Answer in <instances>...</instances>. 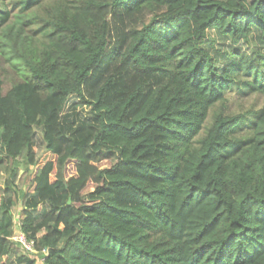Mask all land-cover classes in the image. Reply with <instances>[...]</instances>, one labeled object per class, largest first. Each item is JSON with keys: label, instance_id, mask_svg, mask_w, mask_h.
<instances>
[{"label": "trees", "instance_id": "obj_1", "mask_svg": "<svg viewBox=\"0 0 264 264\" xmlns=\"http://www.w3.org/2000/svg\"><path fill=\"white\" fill-rule=\"evenodd\" d=\"M233 90L264 94V0H0V264H264V106Z\"/></svg>", "mask_w": 264, "mask_h": 264}, {"label": "rangeland", "instance_id": "obj_2", "mask_svg": "<svg viewBox=\"0 0 264 264\" xmlns=\"http://www.w3.org/2000/svg\"><path fill=\"white\" fill-rule=\"evenodd\" d=\"M7 66L8 64H4L3 67L5 70L9 71ZM15 81V78L9 76L6 80L4 89L7 90L12 82ZM75 100L70 98L69 104L71 105ZM226 105L228 107V111L232 113H241L245 112L250 109H259L264 106V94H251V95H244L238 92L237 90H233L229 92L227 95V101ZM218 106L214 109L216 110ZM213 111L210 113L209 118H208V124L211 123V118H212ZM36 131V142H37V160H38V165L35 167V169H32V167L26 168L25 165L22 163L18 165L19 169V174L15 178V186H16V192H17V202L15 206L13 207V212L16 217V231L19 228V220L21 219V213L22 210L24 209V205L26 202V199L30 196H32V190H33V181L32 178L35 175V172L40 168L45 161L47 160H53L55 157L45 148V144L43 142V130L42 127L36 126L35 127ZM111 162L104 160L98 164L100 168H105L110 166ZM14 165L10 166L7 165L6 168H0V185L4 187L6 181L8 179H11L10 175V169ZM76 162L75 161H69L66 164L65 168V176L66 178H70L71 176L75 175L76 170H75ZM94 189V186L92 183H89L86 189L84 190L85 193H88L89 191H92ZM42 207L39 208L41 212ZM34 251L31 256L38 255ZM42 262V261H41Z\"/></svg>", "mask_w": 264, "mask_h": 264}, {"label": "built area", "instance_id": "obj_3", "mask_svg": "<svg viewBox=\"0 0 264 264\" xmlns=\"http://www.w3.org/2000/svg\"><path fill=\"white\" fill-rule=\"evenodd\" d=\"M15 241L19 242L22 247L30 253H33L34 250V241H29L25 234L23 232H21L19 229L16 231V234L14 235L13 238ZM46 251V250H45Z\"/></svg>", "mask_w": 264, "mask_h": 264}, {"label": "water", "instance_id": "obj_4", "mask_svg": "<svg viewBox=\"0 0 264 264\" xmlns=\"http://www.w3.org/2000/svg\"><path fill=\"white\" fill-rule=\"evenodd\" d=\"M69 203H70V200H69Z\"/></svg>", "mask_w": 264, "mask_h": 264}]
</instances>
